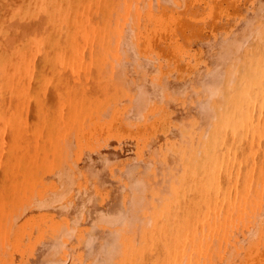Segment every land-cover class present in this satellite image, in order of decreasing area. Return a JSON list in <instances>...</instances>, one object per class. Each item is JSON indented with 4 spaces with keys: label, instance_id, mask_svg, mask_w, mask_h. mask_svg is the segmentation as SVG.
Returning a JSON list of instances; mask_svg holds the SVG:
<instances>
[{
    "label": "bare ground",
    "instance_id": "6f19581e",
    "mask_svg": "<svg viewBox=\"0 0 264 264\" xmlns=\"http://www.w3.org/2000/svg\"><path fill=\"white\" fill-rule=\"evenodd\" d=\"M57 156L22 264H264V0H0V202Z\"/></svg>",
    "mask_w": 264,
    "mask_h": 264
},
{
    "label": "rangeland",
    "instance_id": "374dc122",
    "mask_svg": "<svg viewBox=\"0 0 264 264\" xmlns=\"http://www.w3.org/2000/svg\"><path fill=\"white\" fill-rule=\"evenodd\" d=\"M188 62L189 59H183L182 65L185 66ZM110 122L111 118L103 121L99 126L101 128H106L107 125L108 127L114 126ZM69 137V144H71V149L77 157H81L80 153L83 154V149L98 147L101 139L95 135L89 141L87 135H77L75 131H72ZM52 139L57 140L55 136ZM49 156L52 157V155ZM57 158L58 162L52 165L45 161L39 165L32 162L5 165L8 177L12 176L14 182L7 191H4V186L3 198L0 202V264H22L25 253H28L36 245L40 235L48 231L52 232V230L54 233H58L48 217H52L55 222L61 221L59 216L63 214L64 206L68 203L67 200L60 203L56 213L32 208L24 214L15 212L20 201L30 200L34 196L52 194L56 189L53 174L57 173L61 166L56 171L54 170L64 163V157L61 159L60 156H57ZM259 163L260 160H257V164ZM3 182L5 184L6 181ZM12 207L13 211L9 214L8 210H11ZM18 216L20 217L18 218ZM69 237L73 239L74 235L71 234Z\"/></svg>",
    "mask_w": 264,
    "mask_h": 264
}]
</instances>
